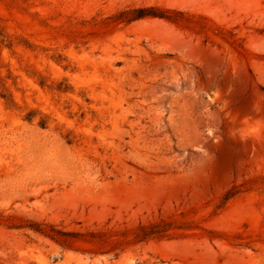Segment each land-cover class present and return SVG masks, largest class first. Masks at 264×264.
Returning a JSON list of instances; mask_svg holds the SVG:
<instances>
[{
  "label": "rangeland",
  "instance_id": "obj_1",
  "mask_svg": "<svg viewBox=\"0 0 264 264\" xmlns=\"http://www.w3.org/2000/svg\"><path fill=\"white\" fill-rule=\"evenodd\" d=\"M0 264H264V0H0Z\"/></svg>",
  "mask_w": 264,
  "mask_h": 264
},
{
  "label": "trees",
  "instance_id": "obj_2",
  "mask_svg": "<svg viewBox=\"0 0 264 264\" xmlns=\"http://www.w3.org/2000/svg\"><path fill=\"white\" fill-rule=\"evenodd\" d=\"M124 13H128V12H124ZM131 16L129 18H127V21H133V20H137L140 18H144V17H164L162 16V13L156 9L153 8H136L130 11ZM169 19V18H168ZM36 232L47 235L48 237H51L53 239V236L49 235V234H45V232H43L42 230L33 228Z\"/></svg>",
  "mask_w": 264,
  "mask_h": 264
}]
</instances>
